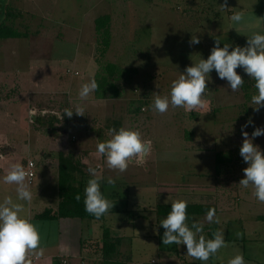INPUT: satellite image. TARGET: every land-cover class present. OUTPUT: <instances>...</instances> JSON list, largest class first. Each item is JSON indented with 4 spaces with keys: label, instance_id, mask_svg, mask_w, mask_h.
Returning a JSON list of instances; mask_svg holds the SVG:
<instances>
[{
    "label": "rangeland",
    "instance_id": "374dc122",
    "mask_svg": "<svg viewBox=\"0 0 264 264\" xmlns=\"http://www.w3.org/2000/svg\"><path fill=\"white\" fill-rule=\"evenodd\" d=\"M223 3L224 0H0V25L6 23L28 37L0 40V69L8 73L29 68L33 73H50L56 67L53 59L81 55L77 67L64 63L63 73L69 78L87 77L82 44L95 41L92 29L97 17H113L115 41L109 53L101 55L96 36L93 59L89 57L91 53L87 59L96 62L98 70L108 62L121 68L123 79L118 85L122 95L102 102L96 113L92 109L85 116L74 114L71 118L62 113L63 119L38 114L36 117L43 121L30 124L60 139H65L63 132L75 134L76 139L70 134V144L86 149L76 156L83 161L99 142L111 138L112 128L139 129L145 139L152 141V153L144 166L132 164L120 173L105 167L107 164L103 166L102 156L99 166H95L100 177L116 181L108 184L106 194L109 200L116 201L113 205L119 213L106 221L113 235L127 237L120 249L125 255L131 254L133 263L163 264L162 259L171 256L178 264L179 260L182 264H202L186 256V245L162 242L165 229L160 223L167 215L159 216L157 208L183 199L212 206L219 217L217 224L208 222L206 214L188 215L189 226L193 221L203 224L201 234L206 238L211 239L210 230L216 225L225 234L227 246L210 257L207 264H227L237 254L244 255L246 264H264V203L253 195L254 188L239 185L248 167L240 155L244 140L241 128L253 120L254 125L245 129L251 137L255 127H264V108L256 111L251 104L257 92L255 80L238 68L245 83L232 92L228 82L213 70L208 76L209 102L204 108L186 111L170 106L160 114L150 107L153 93L170 95L173 80L188 66L207 59L218 38L220 47H245L247 36L264 31V0H228L229 10L220 7ZM238 11L244 16L239 24L230 20L231 14ZM192 35L199 36L201 42L191 44ZM47 55L51 61L41 59ZM74 68L79 69L80 77L73 76ZM254 143L264 150V136L254 138ZM54 158L53 162H58L57 154ZM41 165L37 169L41 167L42 177L47 180L48 173ZM89 178L87 171L77 175V180ZM37 190L36 182L33 194Z\"/></svg>",
    "mask_w": 264,
    "mask_h": 264
},
{
    "label": "clouds",
    "instance_id": "9594fccd",
    "mask_svg": "<svg viewBox=\"0 0 264 264\" xmlns=\"http://www.w3.org/2000/svg\"><path fill=\"white\" fill-rule=\"evenodd\" d=\"M220 7L229 10L228 0H224ZM230 20L237 24L241 23L244 21L243 12H233ZM247 38V46L234 48L230 44L220 47L221 42L218 38L216 46L212 48L207 59L201 58L199 62L188 66L178 79L173 80L170 95L153 93L151 109L164 114L170 106L183 107L186 111L204 108L209 102L206 95L210 81L209 74L215 70L220 79L228 82L231 91L236 92L245 83L242 75L237 72L238 68H242L251 79L255 80L254 86L257 92L251 97V104L256 106L254 109L259 111L264 108V31H253ZM200 42L199 36L192 35L191 44ZM98 89L97 80L94 77L91 78L80 87L78 91L80 103L76 104L75 110L72 107H66L62 113L68 118L74 114L85 116L86 109L83 102ZM46 111L36 107L30 108L28 115L31 122L35 123V117L38 114L45 115ZM62 113L60 114L61 119H63ZM249 125H254V121L250 119L241 128L244 140L240 147V155L248 167L243 170L245 176L240 180L239 185L244 188L249 186L254 188L253 195L260 203H264V150L254 143V138L264 136V127H255L250 137L245 130ZM110 135V139L99 142L96 146V155L105 158L108 168L123 173L132 164L146 165L152 153V141L145 139L139 129L127 126H122L118 130L112 128ZM8 160L9 156L0 152V162ZM32 166L31 161H28L27 167L21 163H12L2 177L4 183L16 185L17 198L13 200L11 196H8L0 202V264H32L30 254L33 251H38L41 256L44 254L37 226L23 214L33 200L32 184L29 179L31 173L27 170ZM86 171L90 179L84 189L85 210L96 219H100L110 209H113L114 205L101 189V177L98 175L97 168L89 166ZM107 183L114 185L116 181L108 177ZM77 199H80L79 195ZM188 203L183 199L172 202L171 211L160 223L165 229L162 242L164 245H186V256L207 264L210 257L227 246L225 234L222 229H219L213 233V238L208 239L201 234L204 230L203 224L193 221L189 226L187 223ZM206 219L210 223H220L215 208L208 210ZM227 264H246V260L243 254H237L230 258Z\"/></svg>",
    "mask_w": 264,
    "mask_h": 264
},
{
    "label": "crops",
    "instance_id": "0c3cea01",
    "mask_svg": "<svg viewBox=\"0 0 264 264\" xmlns=\"http://www.w3.org/2000/svg\"><path fill=\"white\" fill-rule=\"evenodd\" d=\"M95 20L94 30L92 29V35L94 36L95 41L94 39L93 41L88 40V43H86V45L82 44L80 49L84 54L83 63L85 65L87 77L75 79L74 77H66L63 73L62 65L70 62V65L77 67V63L81 61V55L73 59L66 57L53 59L52 62L55 63L56 67L55 69H52L50 73L41 70H37L33 73L30 68L24 71H16L15 73L4 72L0 69V152L9 156L8 161L0 162V202L8 196H11L13 200H16L17 198L16 185L6 184L2 181V177L6 174L10 165L12 163H21L27 166L28 161L33 162L35 165V176L32 179L31 184L33 187L37 182L38 190L33 194L31 205L26 207L23 214L28 216L37 226L40 232L41 246L44 248V254L41 256L38 251H33L30 254L32 264H104L102 254L103 227H108L109 222L106 220L109 217L112 215L114 216L115 214L118 215V213H108L102 221L79 218L44 220L38 217L48 209H57L60 203V154L72 155L76 161L82 164V158L78 160V157L76 156L77 154L85 153L84 151L86 149L81 146H71V139L69 137L72 136L73 139L77 138L75 134H72L71 132H63V137H65V139H60L54 134H47L38 131L36 126L30 124L32 122L28 115L29 109L36 107L38 109L47 110L46 114L60 117L64 108L72 107L75 109L76 104L80 103L78 99V91L80 87L91 78L94 77L96 79L98 72L96 62L92 63L89 61V58L87 59L88 53H91L89 57L93 59L92 50L96 48V46H94L96 45L97 36ZM112 24L113 17L111 16V43L115 41ZM1 26L2 24L0 27ZM11 28L14 29L13 27ZM14 30L20 32L18 29ZM21 35L22 36L19 38L10 37L5 40L28 39L23 33H21ZM47 37L48 36H46V38ZM0 40L3 42L4 39ZM111 47L112 46H110V48ZM41 59H48L51 61L52 58H48L47 55L43 56ZM62 61L63 63H61ZM48 63L51 64V62ZM74 69L75 72L73 76L80 77L79 69ZM108 99L113 98H97L94 92L83 102L86 109L85 112H90V110L93 109L96 113L97 109L103 105L102 102H105ZM57 111H61V113H58ZM63 115L65 116V114ZM41 120L43 121L42 117H35V123H39ZM26 145L30 147L26 148ZM93 149L94 150L91 152L89 151L88 154H85L88 155V157L85 159L87 163L83 161L85 163L82 168L84 173H86V169L89 165L95 167L97 165L99 166V163H101L99 162L100 156L96 155V147ZM56 154L58 155V162L55 163L53 160L55 161L54 156ZM103 162L102 165L104 166L106 161ZM39 164H42V168L48 173L49 178L47 180L42 177L41 167H39V170L37 169ZM105 167H107V165H105ZM101 182H103V187L105 188L106 193L108 183L102 175ZM103 187H101V189H104ZM198 191L202 193L205 192L204 189ZM106 197L109 199L107 194ZM110 226L112 225L110 224ZM112 236L122 237L123 239L127 238L125 237V234L122 236L112 234ZM123 242L124 241L122 240V244ZM178 249L176 253L179 252ZM120 252L121 254L119 255V258L121 261H125V256H130V262H128V264H139L138 262L133 263L131 254L125 255L121 249ZM167 262H169V264H178L171 256L169 258L165 256L162 259L163 264H168ZM179 263L182 264V261L179 260ZM186 263L189 262L186 261ZM191 264H193V262Z\"/></svg>",
    "mask_w": 264,
    "mask_h": 264
},
{
    "label": "trees",
    "instance_id": "16d2710c",
    "mask_svg": "<svg viewBox=\"0 0 264 264\" xmlns=\"http://www.w3.org/2000/svg\"><path fill=\"white\" fill-rule=\"evenodd\" d=\"M261 2L263 0H260ZM95 30L97 37H99V51L101 55H105L111 46V16L102 15L95 20ZM21 33L2 24L0 27V39L6 38H19ZM96 75V80L99 84V89L95 92L97 98L107 99L120 97V85L118 83L123 79L121 75V68L115 63H105L100 66ZM85 175L82 164L75 160L72 155L60 154L59 156V194L60 203L57 209H48L40 214L38 217L44 220H54L60 218H79L91 220H104L108 213H119L117 208L110 209L100 219H96L93 215L85 210L84 206V189L88 180H77V175ZM105 196L106 193L102 189ZM77 195L80 199H77ZM114 199L117 194H113ZM116 201L112 200L114 204ZM214 208L209 205L201 203H188V215H205L209 209ZM171 211V204H161L157 208V214L168 215ZM218 230V226H213L210 230V237L213 238V233ZM122 237H113L111 230L108 227H103L102 237V254L104 264H128L130 256H125V261H121L119 255L121 254L120 248L122 246ZM221 264V263H218ZM223 264V263H222Z\"/></svg>",
    "mask_w": 264,
    "mask_h": 264
},
{
    "label": "built area",
    "instance_id": "2783aa9c",
    "mask_svg": "<svg viewBox=\"0 0 264 264\" xmlns=\"http://www.w3.org/2000/svg\"><path fill=\"white\" fill-rule=\"evenodd\" d=\"M28 164V163H27ZM32 167L31 168H29V169H27L30 173H31V176L29 177V179H30V181H31V183H32V179L34 178V176H35V171H34V163L32 162ZM27 167V166H26Z\"/></svg>",
    "mask_w": 264,
    "mask_h": 264
}]
</instances>
